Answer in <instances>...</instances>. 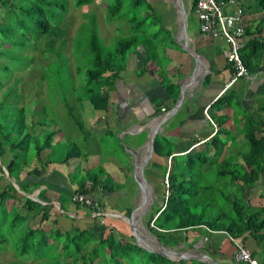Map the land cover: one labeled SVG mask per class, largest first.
I'll return each mask as SVG.
<instances>
[{
  "label": "trees",
  "instance_id": "trees-1",
  "mask_svg": "<svg viewBox=\"0 0 264 264\" xmlns=\"http://www.w3.org/2000/svg\"><path fill=\"white\" fill-rule=\"evenodd\" d=\"M94 1L76 0L74 4L75 9L82 10L84 18L76 33L80 27L89 31L85 66L77 69L79 74L84 75L87 84L81 87L83 93L78 100H87L95 111L108 112L111 106L109 94L115 89L120 72L126 67V56L143 48L145 62L137 72L138 75L149 72L154 76L158 72L162 87L170 96L171 102L175 104L179 88L159 71L162 65L155 55L157 56L160 47L165 50L176 43L164 21L160 17H151L155 15V9L148 4L143 19L126 18L125 21L130 26V36L117 40L113 50L103 51L96 29V18L92 17L88 21L89 13L85 10ZM144 1L146 0H135L134 9L140 7ZM227 1L216 0L220 5L226 4ZM252 1L258 5L256 10H253L254 4L249 5L239 1L243 13L245 10L264 11V0ZM195 3L196 0H192V14ZM59 7L65 9L67 3L52 0H0V161L9 178L19 189L17 190L6 179L0 166V181L6 182L0 189V229L5 223V215L8 212L11 217L9 218L11 219L10 241L5 235L0 234V251L12 250L15 255L29 257L35 264H79L80 261L82 264H140L141 261L143 264H174L162 256L148 253L138 245L118 240L111 230L105 235L108 230L106 223L101 225L96 222L87 230L73 227L64 234L53 230V235H49L46 230L47 224H43L48 221V213L45 209L43 212L39 202L42 197L39 195L35 200L26 196L31 195L39 186L37 183L22 184L27 178L41 179L50 165H65L70 160L83 156L77 145L65 155L54 148L57 131H47L45 128L48 125L55 126V122L50 118L49 123L46 124L44 117L40 118L42 113L47 112L46 103H42L41 108H36L37 104L41 103L39 99L31 101L27 107L20 104L23 94L19 92L18 84L23 82L22 77L11 85L7 84L15 70L23 71L34 62V59L26 56L25 53L41 40L45 47L42 53L47 62L42 79L46 80V68L56 60L64 63V67L58 73H67L68 62L63 55L66 49L64 27L66 15L63 17L65 11H62L57 18L55 10ZM262 24L264 17L254 31L243 26L244 35L258 34L245 42L239 52L241 61L250 74L264 69V37L259 34L260 30L264 29V25L260 29ZM73 55H77V51L75 54L73 52ZM235 105L239 110L242 107L240 100L228 94L215 101L209 110L231 108L237 114L239 110H235ZM259 107H263L262 111H264V102H261ZM65 109L78 130L86 136L88 130L79 119L80 115L75 113L72 105L66 100ZM256 114H245L248 116V127L240 132L241 144H234L236 136L221 129L222 122L226 119L222 117L221 120L212 118L219 128L206 142L207 144L202 145L205 146L204 149H192L174 156L175 144L173 150L171 143L161 135L155 137L154 155L166 161L170 159L171 162L169 171L168 166L163 170L162 206L158 207L155 203L146 224L150 233L157 237L159 242L163 243L162 240L165 238L177 235L192 247L199 239H205V250L214 255L221 251V246L216 248L215 246L222 238H226L230 244H233V240H237L246 247L244 241L246 237H251L257 248L262 246L263 249L251 251L246 248L259 264H264V205L252 206L250 198L245 199L243 196L244 188L249 187L254 196L256 195L254 192L258 190L257 198L264 201V136L262 135L264 118L259 112ZM106 133L111 131L107 129ZM68 142L67 144H75ZM142 142L139 140L138 144L141 145ZM119 145L123 147V144ZM224 148L229 153L219 160ZM48 150L50 154L45 158V152ZM87 177L94 179L93 188L100 185L98 178L101 177L105 178L103 189L106 191L113 192L121 187L114 184L111 177L101 168L97 173L93 170L89 171ZM92 187L86 189L82 184L75 192L91 194L94 191ZM230 188L232 190L229 193ZM208 207H211L210 211L207 210ZM24 211L29 214L24 215ZM31 213L40 216L35 227L26 225ZM21 225H24V228L20 231L17 226ZM97 231L98 239L94 240ZM51 241L56 243H54L56 248L60 245L61 252H57L60 254L58 259H46L45 254ZM175 244V241H171L167 245ZM89 245L92 246L88 247ZM32 254L34 256H31ZM69 258L71 262L68 263Z\"/></svg>",
  "mask_w": 264,
  "mask_h": 264
},
{
  "label": "crops",
  "instance_id": "crops-1",
  "mask_svg": "<svg viewBox=\"0 0 264 264\" xmlns=\"http://www.w3.org/2000/svg\"><path fill=\"white\" fill-rule=\"evenodd\" d=\"M147 3L157 9L162 21L164 20L165 23H171L169 25L167 24V30L174 40L177 28H175L176 26H174L172 22V10H174V8L171 6V1L147 0ZM101 4V0H95L91 5L96 6V9L99 10V5ZM245 4L253 5L254 3H251V0H245ZM91 5L86 8L88 9ZM87 11L95 13L90 10ZM160 11L164 17H161ZM248 12L249 14L247 15L244 13L243 26L254 31L257 29L256 26L259 25L258 23H260L264 17V11H253L255 13H252V11ZM191 15L194 17L192 26L196 24L197 28L194 27L193 33L190 35H184L183 42L197 54L199 59L198 64H196L190 54L181 50L178 45L177 49H174L172 46L167 47L165 50L163 49L167 61L164 63L160 60L162 66L159 71L163 72L171 83L178 86L179 92L181 84L185 93V98L178 111L162 125V128L158 130L157 134L161 135L167 142L175 144L174 156L187 153L192 149H199L201 144H207L206 142L214 135V127L208 122L205 112L210 115L211 118H216L218 120H221V117L226 118L224 122H222L221 129L229 131L236 136L234 144L242 143L241 133L238 131V128L244 124L242 123L243 120H241V117H244L245 114H236L231 108L209 110L210 106L222 96L232 94L233 98L241 101V111L255 114L259 112L264 118V111H262L263 107H259L261 102H264V94H262V89L264 88V69H259L257 72L252 73L248 79H238L236 83L222 93L225 83L232 74L225 56L227 44L222 40L213 39L200 34L195 15L192 13ZM260 31L261 33L259 34H261V37H264V29ZM256 35L258 34L250 36L244 35L242 38V45ZM144 62L145 55L143 48H140L136 52L129 53L126 67L120 72L119 79L115 83V89L109 94L111 101L109 111L94 110L98 114L101 113V116L89 117L88 119L90 123H92V118L99 122V126L98 124L94 125L96 129L94 133H98V127L103 132L101 136L109 134L106 132L107 129H110L111 133H118L120 137L127 141L126 144H123V147L119 144H117V147L122 148V150L126 147L127 149L125 150L127 151H129V149H137L139 150V155L143 153L145 156V152L139 148L140 144H138V142L139 140H142V143L146 142V134L149 133L147 132L149 131V127H153L154 130L156 126L154 123L149 124L145 128L143 126L157 115L170 111L175 104L171 102L170 96L162 87L158 72L157 75L154 76L149 72L138 75L137 72L143 66ZM205 78H207L206 81ZM192 100L195 102L193 106H191ZM102 113H105L106 116ZM108 120L110 124H108ZM216 126L218 129L219 126L217 124ZM262 135L264 136V132ZM96 145L98 147L100 146V144ZM49 154L50 150L46 151L45 158ZM127 154L128 160L126 159V161L117 155L116 157H109V159H107L108 161L106 160L102 163L99 157L94 158L92 153L88 152L85 154L86 158L82 156L77 159H72L71 163L65 165H50L47 173L41 179L37 180L29 177L22 182V184H39L38 188L34 190L32 194H35V196L33 195L35 200L39 195L42 197L39 202L43 207V212L45 209L48 213V221H45L43 224H47L46 229L49 235H53V230H56L60 234H64L73 227L79 230H87L92 228L96 222H99L98 217L92 216V211L90 209L80 205H73L70 201L72 194L77 191L80 185L82 186V184H84L86 189L92 187V181H94V179L88 178L87 173L98 167L103 169L104 172L111 177L114 184L121 186L113 192H108L103 189L105 178L101 177L98 182L100 185L95 188L92 187L94 191L91 192V194H86L99 201L105 213L108 214V218L104 219L105 225H107L108 228L105 235L111 230L118 240L137 245L127 223L116 217V215L130 216L135 208L136 198L140 192L138 184L135 182L132 175L133 160L130 159L129 153ZM153 157L151 161L160 167L163 166L164 170V167L167 166V161L155 155ZM151 164H147L144 169L145 179L149 183H151L150 180L152 175H155L147 171L148 168L151 167ZM161 174L163 177V173ZM79 177L81 183H77ZM162 180L160 182V195L163 193L161 185ZM160 200L161 202L159 204L156 202L158 207L162 206V199ZM154 205L155 203L152 204V208ZM152 208L140 219V222H143L144 225L148 223V216ZM140 231L142 233L144 232L142 230ZM98 234L97 231L94 235V240L98 239ZM143 234L146 235L145 232ZM162 241L164 243L160 242L162 247L173 251L204 253L218 264H241V262L238 263L235 260L236 247L234 242L230 244L226 238H222L216 244L215 248L221 246V251L214 255L205 250L204 243H198L201 239L192 247H189L188 244L177 235H172ZM171 241H175L176 244L168 246L167 244H170ZM151 243L153 244V242ZM244 245L251 251L257 249L255 241L251 237H246ZM90 246L92 245L88 247ZM231 246L234 248V252L230 251ZM69 260L71 261L70 258ZM170 261L174 262V264L197 263V261L190 260Z\"/></svg>",
  "mask_w": 264,
  "mask_h": 264
},
{
  "label": "rangeland",
  "instance_id": "rangeland-1",
  "mask_svg": "<svg viewBox=\"0 0 264 264\" xmlns=\"http://www.w3.org/2000/svg\"><path fill=\"white\" fill-rule=\"evenodd\" d=\"M56 2H66L67 7L65 9H62L61 7L57 8L55 11V14L57 18L60 17V13L62 11H65L63 17L65 16L64 20V27L66 28V49L63 52V55L66 57L68 62V71L67 73L64 72L61 74L58 73L59 70H62L64 67V63H61L59 61H55L48 65L46 68L47 77L46 80L42 79V73L44 72V67L47 64V62L44 59V55L42 53V50L45 48L43 47V40L36 43L33 47L29 48L27 53H25L26 56H30L34 59V62L31 63L26 69L23 71H14L12 77L10 78L8 85H11L16 79L22 77L23 82L18 84L19 92L23 94L22 102L20 103L22 106L27 107L31 101H36L39 99L41 103H38L36 108H41L42 103L45 104V108L47 112L45 114H41L40 118L44 117V121L47 122L51 118L55 122V126L48 125L45 130L47 131H57L56 137L54 138V148L59 151L62 155H65L69 150L73 148L74 145H77L80 149L82 155L84 158H86V153H92V156L94 158L99 157L100 161L104 163L109 157L113 156L116 157L119 155L121 159L126 161L128 160V154L127 150H122V148L117 147V144H126L127 141L119 136L118 133H109L104 134L102 130L98 127V133L96 132V129L94 127L95 124H98L99 122L97 120H94L92 118V123L89 122V117H100L101 113H96L90 103L87 100L79 101L78 99L82 95L81 87L87 84V80L84 77V75L79 74L77 72V69L80 67L82 68L85 66V60L86 55L88 52L87 48V37L89 36V31L86 28L79 30L76 33V29L80 25L81 21L84 19L82 17V10L81 9H75L74 4L76 0H52ZM135 0H101L102 4L99 5V10H97L96 6L91 5L90 7L85 8V10H90L95 13H91L88 11L89 15L87 16L88 21L90 18L95 17L96 18V24H97V30H98V38L101 43V47L103 51H111L114 49L117 40L121 38H126L130 36V26L125 21L126 18H135L138 20H141L145 17V11L148 9V3L147 0L142 3L140 7H138L136 10L134 8L135 5L133 4ZM240 2H244L245 0H239ZM254 3L253 10H256V5L254 1L251 0V3ZM69 3V7H68ZM187 5V1H184V6ZM73 6V7H72ZM156 13L155 15H151V17H159L158 11L156 8H154ZM225 13H228V11L225 9ZM245 15L249 14L248 11H244ZM252 13H255L252 11ZM192 20L189 23V26L187 27V34L190 35L193 33L194 27L197 28L196 24L192 26V22L194 21V17L190 15ZM161 19V18H160ZM162 20V19H161ZM194 23V22H193ZM167 24L171 23H165ZM259 24V23H258ZM264 24H262L261 27H263ZM58 26V25H57ZM87 30V31H86ZM76 33V35H75ZM75 35V37H74ZM73 41L74 44H73ZM175 42V40H174ZM176 43V42H175ZM177 43L176 45H173L172 47L174 49H177ZM75 51H77V55H73V52L75 54ZM132 53V52H131ZM164 50L162 47L158 49L157 56L155 55V58L160 59L164 63H166L167 58L164 54ZM129 57V54L126 56L125 64L127 63V58ZM157 70V69H156ZM72 75V77L69 75ZM65 100L69 102L70 105L74 108V111L76 114H78L79 119L83 122L85 127L87 128L88 132L86 136L81 133L78 128L75 126V124L72 122L70 116L67 114V111L65 109ZM35 105V102H33ZM235 110L238 109L237 105L234 106ZM241 109V108H240ZM239 110V109H238ZM239 113H244L250 115L251 112H245L239 110ZM39 115V112H37ZM104 116L105 113H102ZM210 117V115H208ZM239 116V114H238ZM48 117V119H47ZM257 117V114L255 115ZM211 118V117H210ZM212 120V118H211ZM241 120H243L242 123H244L242 126L238 128V131L241 132V129H245L248 127V116L244 115V117H241ZM43 121V122H44ZM209 122V121H208ZM210 123V122H209ZM108 124H110V121L108 120ZM99 126V124H98ZM110 130V129H109ZM37 132V131H36ZM94 133V134H93ZM70 142H74L75 144H67ZM95 144V145H93ZM96 144H100L98 147ZM204 144H201V147L199 149H204L205 146H202ZM172 149L174 150V144H171ZM96 149V150H94ZM143 150V149H142ZM141 150V152H142ZM88 151V152H86ZM124 151V152H123ZM229 152L226 148H224L221 157L219 160L224 158L225 155H227ZM141 158L144 156L143 153L139 155ZM154 155L152 154L150 159L148 160L147 164H151L150 168H148L147 171H149L152 175L151 180L149 183V186L151 187V196L153 199V203L158 202V204L161 202V190L160 182L162 180V174L163 173V166L160 167L153 163L151 160ZM130 157V156H129ZM108 161V160H107ZM72 160H70L68 163H71ZM124 163V162H123ZM94 164V163H93ZM92 164V165H93ZM97 166V165H95ZM167 166H169V161H167ZM146 167V166H145ZM98 167L93 169V172L97 173ZM93 179V178H91ZM100 179V178H98ZM77 183H81L80 177L77 179ZM6 184L5 181H0V189L3 188V186ZM229 193L231 192L232 188L228 189ZM259 191L256 190L254 196L250 190L249 187H245L243 191V196L245 199L250 198L252 206H260L264 205L263 200H259L257 198V193ZM208 211L211 210V207L207 208ZM24 215H28L27 211L23 212ZM39 215L31 213V217L28 220V224L33 227L37 226L40 216ZM4 224L2 225L0 229V234L5 235V237L8 238L10 241V213L5 215ZM146 223V222H145ZM141 224L146 228L147 226L141 222ZM19 230H23L24 225L17 226ZM47 230V229H46ZM144 233V232H143ZM38 237L40 234L37 235ZM8 245V244H7ZM50 245V246H49ZM6 246V245H5ZM10 247V246H9ZM1 248V245H0ZM263 248L258 247L257 251H261ZM61 252L60 248H56L55 244L52 242H49L48 244V251L45 254L46 259L48 258H59V253ZM230 251L234 252V248L231 246ZM263 254H261L262 257ZM31 256H34L32 254ZM69 262H71L68 259ZM0 264H35V262L32 259H29V257L24 256L20 257L18 255H15L12 250H4L3 252L0 251ZM79 264H82L81 261ZM140 264H143L142 261Z\"/></svg>",
  "mask_w": 264,
  "mask_h": 264
},
{
  "label": "water",
  "instance_id": "water-1",
  "mask_svg": "<svg viewBox=\"0 0 264 264\" xmlns=\"http://www.w3.org/2000/svg\"><path fill=\"white\" fill-rule=\"evenodd\" d=\"M190 3V1H189ZM173 8L177 12L178 18V24L174 40L178 44L179 48L183 51H185L187 54H190L191 57L195 60L196 64H198V57L197 54L191 49L188 48L185 43L183 42V36L187 35V27H188V15L190 14V10L186 9L183 0H173L172 3ZM185 98V93L183 91V87L180 84V92L178 99L174 105L173 108H171L170 111L157 115L156 117L152 118L146 125L143 127H147L149 124L154 123L156 128L153 130V127H149V133L146 134V142L142 143L139 148L140 149H146L145 156L140 157L139 156V150H131L129 149V155L130 159L133 160V165H132V175L135 180V182L138 184L139 187V195L136 198L135 202V208L130 214V216H125V215H116L117 218L125 221L131 231V234L133 235L136 244L143 248L145 251L148 253H152L155 255L162 256L166 259L170 260H190V261H197L200 263H205V264H218L215 262L211 257L204 253H199V252H193V253H188V252H177L173 251L167 248H164L161 246V243L157 238H155L148 229H146L140 222V219L146 215L152 208L153 204V199L151 196V187L149 186V183L145 179L144 176V169L146 166V163L150 159L151 155L154 154V141L155 137L158 134V130L162 128V125L166 123L171 117L175 115V113L178 111L179 107L183 103V100ZM194 101H191V106L194 105ZM125 149H127L125 147ZM0 166L3 169V164L0 161ZM4 174L6 176V179L17 189L18 186L17 184L9 178L8 173L5 169H3ZM169 171V169H168ZM150 190V192H149ZM33 195H26L30 199H34ZM140 230L144 231L146 235H144ZM153 242V244L151 243ZM204 239H201L198 243H203Z\"/></svg>",
  "mask_w": 264,
  "mask_h": 264
},
{
  "label": "built area",
  "instance_id": "built-area-1",
  "mask_svg": "<svg viewBox=\"0 0 264 264\" xmlns=\"http://www.w3.org/2000/svg\"><path fill=\"white\" fill-rule=\"evenodd\" d=\"M228 13H225L224 10ZM194 15L198 23V30L201 34L213 39L222 40L227 44L225 52L226 61L231 69V76L225 83L222 93L228 90L240 78L248 79L251 74L244 67L240 50L242 48V38L244 35L243 28V9L237 0H228L226 4L220 5L216 0H196ZM205 116L210 124L217 130L216 124L211 120L205 112ZM73 205H80L92 211L93 217H98L99 223L105 224V213L101 203L86 194L74 192L70 198ZM206 240L204 239V242ZM236 247L235 260L246 264H259V262L251 256L249 250L242 244L234 241Z\"/></svg>",
  "mask_w": 264,
  "mask_h": 264
},
{
  "label": "flooded vegetation",
  "instance_id": "flooded-vegetation-1",
  "mask_svg": "<svg viewBox=\"0 0 264 264\" xmlns=\"http://www.w3.org/2000/svg\"><path fill=\"white\" fill-rule=\"evenodd\" d=\"M171 1V6H172V3H173V0H170ZM184 1H187V5L185 6V8L186 9H191V2H192V0H183V4H184ZM189 1H190V3H189ZM173 7V6H172ZM159 9H161V8H159ZM173 11V23H174V26H176L175 28H177L178 27V24L180 25V23H178V16H177V12H176V10L174 9V10H172ZM160 14H161V11H160ZM176 14V15H175ZM191 12H190V14L188 15V19H187V22L189 21V23L191 22V20H192V18H191ZM164 17V15H162L161 14V17ZM164 21V20H163ZM188 23V24H189Z\"/></svg>",
  "mask_w": 264,
  "mask_h": 264
},
{
  "label": "clouds",
  "instance_id": "clouds-1",
  "mask_svg": "<svg viewBox=\"0 0 264 264\" xmlns=\"http://www.w3.org/2000/svg\"><path fill=\"white\" fill-rule=\"evenodd\" d=\"M191 3H192V2H191ZM190 12H191V9H190ZM193 14H194V13H193ZM216 131H217V130H216ZM216 131H215V132H216ZM197 145H198V144H197ZM170 163H171V162H170V159H169V166H168V169H169V167H170ZM152 226H153V225H152ZM203 243H204V242H203ZM256 260H257V259H256ZM257 261H258V260H257Z\"/></svg>",
  "mask_w": 264,
  "mask_h": 264
},
{
  "label": "bare ground",
  "instance_id": "bare-ground-1",
  "mask_svg": "<svg viewBox=\"0 0 264 264\" xmlns=\"http://www.w3.org/2000/svg\"><path fill=\"white\" fill-rule=\"evenodd\" d=\"M146 149H144V151H145ZM149 192H150V190H149ZM147 236V235H146ZM147 238H148V236H147Z\"/></svg>",
  "mask_w": 264,
  "mask_h": 264
}]
</instances>
